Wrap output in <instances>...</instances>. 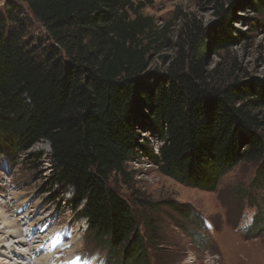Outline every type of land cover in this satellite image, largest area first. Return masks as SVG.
<instances>
[{"label":"trees","instance_id":"obj_1","mask_svg":"<svg viewBox=\"0 0 264 264\" xmlns=\"http://www.w3.org/2000/svg\"><path fill=\"white\" fill-rule=\"evenodd\" d=\"M149 4L4 0L0 10V143L14 155L50 145L52 183L73 190V210L107 246L106 264H148L139 218L110 187L138 152L162 174L208 191L238 165L261 162L255 183L264 186V80H221L204 68L211 48L247 38L234 27L236 10L263 0L218 5L210 28L186 24L175 57H163L165 71L151 68L168 39L142 13ZM32 17L46 42L33 36ZM143 129L156 131L158 153L139 141Z\"/></svg>","mask_w":264,"mask_h":264},{"label":"rangeland","instance_id":"obj_2","mask_svg":"<svg viewBox=\"0 0 264 264\" xmlns=\"http://www.w3.org/2000/svg\"><path fill=\"white\" fill-rule=\"evenodd\" d=\"M230 1L152 0L142 13L153 17L168 39L150 56L152 70H166L164 59L175 57L186 24L212 27L217 6L229 7ZM236 12L234 27L247 38L219 52L211 48L204 68L221 80H264V6ZM32 22L33 36L46 42V30L33 17ZM139 134L141 143L159 152L155 130ZM50 152V145L41 143L14 155L0 143V264H106L107 246L73 210V190L53 185ZM260 163L238 165L208 191L162 174L138 152L126 165L127 175L113 176L110 187L139 218L148 264H264V226L259 223L253 232L264 218V186L255 183ZM149 220L152 229L145 227Z\"/></svg>","mask_w":264,"mask_h":264},{"label":"built area","instance_id":"obj_3","mask_svg":"<svg viewBox=\"0 0 264 264\" xmlns=\"http://www.w3.org/2000/svg\"><path fill=\"white\" fill-rule=\"evenodd\" d=\"M3 5H4V2H3V0H0V8H2V7H3Z\"/></svg>","mask_w":264,"mask_h":264},{"label":"bare ground","instance_id":"obj_4","mask_svg":"<svg viewBox=\"0 0 264 264\" xmlns=\"http://www.w3.org/2000/svg\"><path fill=\"white\" fill-rule=\"evenodd\" d=\"M21 235V234H20ZM20 257V256H19ZM41 264V263H40Z\"/></svg>","mask_w":264,"mask_h":264}]
</instances>
